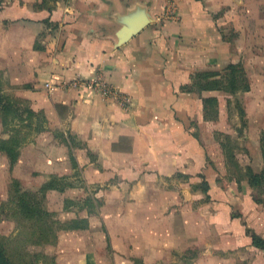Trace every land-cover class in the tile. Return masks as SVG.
Masks as SVG:
<instances>
[{
    "label": "crops",
    "instance_id": "0c3cea01",
    "mask_svg": "<svg viewBox=\"0 0 264 264\" xmlns=\"http://www.w3.org/2000/svg\"><path fill=\"white\" fill-rule=\"evenodd\" d=\"M136 1H0V71H6L10 84L23 87L21 95L30 99L34 109L49 112L53 124L71 129L84 140L78 161L85 168L87 183L104 186L114 178L106 194H97L104 195L107 207L119 205L113 210L119 223L116 232L104 234L111 240L113 259L95 255L92 244L86 249L73 244L71 251L76 253L59 264H137L136 258L143 264H177L169 253L191 247L199 250L191 264H264V249L255 246L247 233V227L260 233L264 222L254 187L234 169L229 183L220 181L233 166L223 146L229 134L215 129L223 118L222 98L230 102L234 94L217 86L203 87L199 77L215 72L208 84L225 75L229 65L244 66L233 46L236 39L223 33L224 20L229 19L217 15L224 5L231 6L242 36L238 1L144 0L154 21L117 46L118 14ZM242 71L246 73L245 66ZM209 98L215 102H207ZM61 107L68 114L61 115ZM214 132L222 155L216 151ZM95 173L97 177L91 178ZM177 174L189 177V182L184 179L188 184L200 179L208 183L210 199L205 206L195 205L204 193L194 194L185 181H175ZM167 178L183 189L185 198L179 201V189L170 190ZM165 192L173 200L164 197ZM159 201L162 207L185 201L182 215L191 226L167 233L126 222L140 218V212ZM101 214L106 217L111 211L103 207ZM209 217L219 224L226 242L204 230L202 220ZM81 218L88 219L87 226L60 230L56 244L68 233L73 239L86 236L91 220L87 214ZM244 247L253 250L252 258L235 255Z\"/></svg>",
    "mask_w": 264,
    "mask_h": 264
},
{
    "label": "rangeland",
    "instance_id": "374dc122",
    "mask_svg": "<svg viewBox=\"0 0 264 264\" xmlns=\"http://www.w3.org/2000/svg\"><path fill=\"white\" fill-rule=\"evenodd\" d=\"M215 1L221 2V0ZM237 1L239 4L238 11L240 10L239 17L242 22V36H239V32L235 27L237 14L230 12L231 6L224 5L217 15L220 19H229L228 23L224 20L225 23L222 25L223 33L229 39H236L233 46L237 49L236 52L243 57L242 60L247 69L245 76L251 83V90L232 96L230 102H227L228 97L222 98L224 106L223 118L219 120L215 132L221 131L231 136L232 145H230V148L232 152L237 153L235 155L240 162H238V168L232 164L236 168L234 172L239 178L246 179L247 165L252 166L255 171H259L263 167L264 162L259 140L261 131L264 129V0H244L245 4L242 3V0ZM241 39H244V43L240 45L239 40ZM244 66L242 65V67ZM0 80L2 81L5 93L12 95L14 98L21 99L22 102H26L25 100H27L28 105L32 106L30 99L21 95L20 91L23 87L9 83L10 81L7 79L5 70L0 71ZM21 107L23 108V104ZM213 107H210L211 112ZM241 107L244 110L245 123H243L241 117ZM59 111L63 116L68 114V110L65 107L59 108ZM46 116L48 118L46 130L40 132L41 134H35L33 131V136L22 146V154L15 164H11L8 156L0 151V238H8V248L12 254H15L16 250L22 252L23 258L20 260H23L22 263L25 264H59V260L65 263L67 259L71 258L73 253H76L75 251H71L73 244H77V249H80L81 246L86 249L87 246L92 244L91 248H94L95 255L100 257L105 255L112 260L114 254L112 247L109 245L111 240L109 237L106 238L104 234L108 230L114 231V228L119 226L118 221L113 216V210L119 209V205L112 203L107 207L104 195H101L99 198L97 194H106L107 189H109L108 183L110 181L113 182L114 178L106 181L104 186L98 182L87 183L86 179L88 177L85 168L79 165L80 161H78L79 152H81V148H83L85 143L84 140L74 135L75 132L71 129L53 124L54 121H50L51 115L49 112L46 113ZM33 121L34 124L38 122L36 115ZM23 124L27 125V121L25 123L17 120L14 121V127L22 131L24 129ZM215 132L213 133V139L216 142L214 145L216 144V151L222 155V149L219 140L215 136ZM5 136H7V133L4 129L3 117L0 111V137ZM219 136L222 135L219 134ZM224 159L217 160L219 162L224 161ZM76 162L77 165H74ZM234 168L227 175L228 177L226 176L225 179L220 178L222 185L230 182V176H234L232 175ZM54 175L64 176V179L59 183L63 187L67 185L64 192H56L48 188L47 184L54 178ZM90 177L96 178L97 173L91 174ZM175 177V181L189 179V177L183 174H177ZM167 180L170 183V190L179 189V201L181 197H186L183 189L180 190V187L173 186V179L167 178ZM187 182L185 181L186 188L188 186L191 187L190 190L194 194H196L195 191L204 193L201 200L197 199L195 201V205L202 203V206H205L210 199V196L207 194L208 191L204 190L205 181H201L200 179V182L195 184H188ZM43 185H47V187L43 189ZM17 187L21 188V191L29 193V195L34 194L41 200V197L45 196L42 200L41 208L50 210L52 214L45 217L47 223H50V228H46L47 231H44L43 235L45 236L41 242L26 241V239H30V234L34 233V230H38L35 225L39 220L36 216L30 219L26 218L25 213L22 211L23 209L18 207L17 198L24 192L19 193L16 191ZM254 189V197L264 211V183ZM158 194L161 195L162 193L159 192ZM165 196H169V194L165 192ZM169 197L170 200H173L174 196ZM169 197L165 199H169ZM161 204L160 201L158 205L152 204V207L140 212V218L135 217L134 219L126 220V222L132 220V225L135 227H148L155 231L167 233L176 231L177 228L191 226V223L187 222V219L185 220L182 215L187 208L185 201L181 202V204L168 205V207H162ZM71 205L73 206L70 207ZM103 207L105 211H111V214H108L106 217L102 215ZM83 209L85 211H82ZM234 213L237 212L234 211ZM82 214L89 215L91 220L90 230L85 232L87 237L75 235L73 239L72 233H64L65 235H63L60 241V245L59 243L56 244L59 231L66 230V227L70 225L69 218L75 216L81 218ZM210 218L202 220V227L213 238L226 242L227 237L219 234V224L213 220L210 221ZM243 221L245 225L249 224V221L246 219ZM259 227L261 230H259L260 233L258 234L264 237V222H261ZM247 229L256 231V229L251 227H247ZM52 238H56L55 241L50 240L46 242ZM103 243L105 247H101ZM107 243L108 245H106ZM198 251L197 248L191 247L185 251H169L171 252L169 256L171 260L173 258L178 260L177 264H191L193 259L198 255ZM253 254V250L244 247L237 251L235 255L241 259L242 257L250 259ZM262 254L264 256V251ZM136 259L138 260L137 264H143L141 258ZM160 263L165 264L163 261Z\"/></svg>",
    "mask_w": 264,
    "mask_h": 264
},
{
    "label": "trees",
    "instance_id": "16d2710c",
    "mask_svg": "<svg viewBox=\"0 0 264 264\" xmlns=\"http://www.w3.org/2000/svg\"><path fill=\"white\" fill-rule=\"evenodd\" d=\"M242 68L243 67L240 63L231 64L229 65V71L226 72L225 75H221L219 78H217L216 80H212L208 84L207 82L211 74H215V72L201 73L199 74V77L201 78L203 87L207 86L206 88H209L217 86L223 88L225 91H229L230 93L236 95L240 92H246L250 90L249 81L245 76V72L242 71ZM205 80L207 81L205 82ZM25 101L26 102H22L21 99L17 97L14 98L12 95L5 93V91L3 90L2 81L0 80V111L3 117L4 129L7 133V136L0 137V151L4 152L8 156V159L11 164H15L17 162V160L21 156L22 146L30 140L34 132L35 134H38L40 132H43L47 128L46 124L48 122V118L46 116V113L43 110L34 109L31 105H28L27 100ZM207 102H215V99L209 98ZM21 103L23 104V108L21 107ZM240 110L241 117L244 119V110L242 107L240 108ZM211 113L213 115L217 114L216 112L214 114L213 111ZM25 115H27V117H25ZM35 115L38 117V122H35L36 124L33 123V118ZM15 120L22 123H25V121H27V125L23 124V128L25 130L23 129L22 131L21 129L14 127ZM226 138L227 139L225 140V142H223V146L227 152V157L229 159V162H231L235 167L238 168V160L236 158L235 153L232 152V149L230 148V145H232L230 136ZM260 146L264 158V129L261 131ZM74 165H77V162ZM235 169L236 168H234V171ZM246 170V178L254 188H258L264 183V162L263 167L259 171H255V169L250 165H247ZM53 177V179L47 184L48 188L60 189L61 191H64L67 188V185H64L63 187L59 184L61 183L60 181L64 179V176L54 175ZM47 185H43L42 188H46ZM204 190L208 191L207 182H205L204 184ZM16 191H18L19 193L24 192L18 196L17 205L19 208L23 209L22 211L25 213V217L30 219L36 216V218L38 217L37 219L39 220V222L35 225L37 226L38 230H34V233L30 234V239H26V241L34 243L41 242L43 240V237L45 236L43 235L44 231H47L46 228H50V223H47V219H45V217L50 216L52 214L50 210H45L44 208H41L42 200L45 196H42L41 200L34 194L29 195V193L21 191V188L19 187L16 188ZM87 223L88 219L86 218L71 219L69 220L70 225L66 228L73 229L79 227H86ZM247 233L252 236L253 244L255 246L264 249L263 236L259 235L256 231L250 229H247ZM55 239L56 238H52L47 240L46 242L50 240L55 241ZM8 247V238H0V264H25L22 263L23 260H20L21 258H23L21 255L22 252L16 250V256H14L15 254H12L9 251Z\"/></svg>",
    "mask_w": 264,
    "mask_h": 264
},
{
    "label": "water",
    "instance_id": "95a60500",
    "mask_svg": "<svg viewBox=\"0 0 264 264\" xmlns=\"http://www.w3.org/2000/svg\"><path fill=\"white\" fill-rule=\"evenodd\" d=\"M121 27L117 32V46L126 44L154 21L147 1L139 0L127 7L126 12L118 14Z\"/></svg>",
    "mask_w": 264,
    "mask_h": 264
}]
</instances>
